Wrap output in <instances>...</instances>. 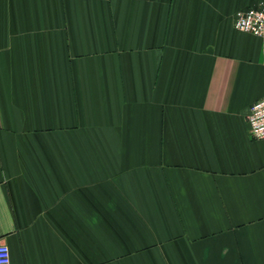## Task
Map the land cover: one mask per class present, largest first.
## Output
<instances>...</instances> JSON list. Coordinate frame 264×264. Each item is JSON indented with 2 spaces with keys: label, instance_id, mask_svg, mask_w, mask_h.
<instances>
[{
  "label": "crops",
  "instance_id": "obj_1",
  "mask_svg": "<svg viewBox=\"0 0 264 264\" xmlns=\"http://www.w3.org/2000/svg\"><path fill=\"white\" fill-rule=\"evenodd\" d=\"M264 0H0L11 264H264Z\"/></svg>",
  "mask_w": 264,
  "mask_h": 264
},
{
  "label": "built area",
  "instance_id": "obj_2",
  "mask_svg": "<svg viewBox=\"0 0 264 264\" xmlns=\"http://www.w3.org/2000/svg\"><path fill=\"white\" fill-rule=\"evenodd\" d=\"M235 27L241 31L264 36V3L236 13ZM251 135L254 139H264V97L256 101L249 114ZM10 247L0 242V264H11Z\"/></svg>",
  "mask_w": 264,
  "mask_h": 264
}]
</instances>
